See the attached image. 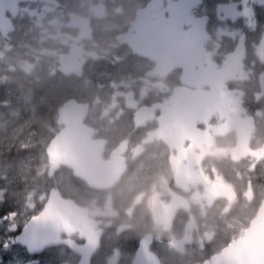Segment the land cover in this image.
<instances>
[{
    "label": "flooded vegetation",
    "instance_id": "1",
    "mask_svg": "<svg viewBox=\"0 0 264 264\" xmlns=\"http://www.w3.org/2000/svg\"><path fill=\"white\" fill-rule=\"evenodd\" d=\"M10 43L68 93L55 123L67 101L88 106V151L100 154L83 167L105 182L64 167L48 179L61 173L83 234H99L89 264L262 262L251 244L222 253L264 225V0H0ZM86 77L83 90L103 96L73 94ZM58 242L14 244L31 264H79L86 239Z\"/></svg>",
    "mask_w": 264,
    "mask_h": 264
},
{
    "label": "water",
    "instance_id": "2",
    "mask_svg": "<svg viewBox=\"0 0 264 264\" xmlns=\"http://www.w3.org/2000/svg\"><path fill=\"white\" fill-rule=\"evenodd\" d=\"M7 29L8 30L5 32L6 34L12 32V28L10 26ZM65 62V59L62 60L61 65L65 64ZM62 71L66 73L64 70ZM87 111L88 106L86 104H79L75 100L67 101L58 110L56 124L60 127L59 132L49 141L47 147L45 148V155L50 166L48 170L49 178H52L53 174L60 167H64L66 169H72L74 177L81 180L88 181L87 175L90 174L94 180L98 182H105L106 179L100 177L98 171H89L83 167L90 161L95 163L97 155L99 156L100 154V152H98L95 157L88 151L91 143L90 137L92 135V129L88 128L84 124ZM88 159L89 161H87ZM101 187H106V185L103 183ZM47 197L48 198L43 209L34 217H39L44 213H48L51 218L47 221H34L32 217L19 234H22L25 227L31 229L32 227L39 225V235L44 242L37 249H30L21 242L16 243L25 247L28 253L32 254L35 251L41 252L47 247L60 243L58 242L60 234L69 235L71 233H80V237L82 239H86L87 245L82 247L75 246L73 247V250L76 254L81 256L79 264H89V257L98 245L99 234L92 232H90L89 236L87 234H83L85 223H83L82 220V209L77 207L72 200L62 198L57 190L55 182L53 183V187L49 191ZM260 213L264 216V202L262 208L260 209ZM256 229H259L258 223L252 226L251 230L249 229L250 231H247L245 237L238 243L230 245V247L226 249L222 255L229 251L246 248L251 244L256 248V251L261 253L260 259L262 262L258 261L255 264H264V225L261 235L258 236V242L250 243V240L253 239H256L257 241V237H254ZM64 244L72 248L70 243L66 242Z\"/></svg>",
    "mask_w": 264,
    "mask_h": 264
},
{
    "label": "rangeland",
    "instance_id": "3",
    "mask_svg": "<svg viewBox=\"0 0 264 264\" xmlns=\"http://www.w3.org/2000/svg\"><path fill=\"white\" fill-rule=\"evenodd\" d=\"M10 44L7 46H0V58H5L9 55L10 52L7 55H5V52L9 49ZM20 46L25 49L24 44L20 43ZM15 61L24 74H28L33 69L31 64H26L25 60H21V56L15 57ZM89 82V78L86 77L84 81L76 84L72 88L73 94H75V96L78 95L82 100L103 96L105 90H102V94L97 93L95 90L92 92H85L83 88L85 85H88ZM101 102H103L102 99ZM38 103L44 102L39 101ZM10 116L13 117H11V119L4 118L3 121L0 120V201H2L3 195H7L16 202L17 208L13 211V213H15L14 219L8 218L0 224V264H31V259L24 255L23 250L12 243L17 231L9 232L7 229L11 224H16L18 228H21L28 217L39 211L41 201L43 202L48 191L51 189L49 184L51 180L47 177L49 165L47 160H45V154V164H41L39 163L37 155L35 159L32 152L26 151L45 149L50 139L57 131L52 129L49 126L50 122L47 121L46 123H48L49 131L51 134L53 131L54 133L52 136L49 134L40 136L35 132L25 130L27 128L26 124L30 123L26 115L19 116L12 110ZM33 121L34 120H32V122ZM46 123L43 122L44 125L42 128L44 131H46ZM56 128L58 129V127ZM12 146H14V150L13 154L10 155V148ZM17 147L21 148L22 153L16 151L15 148ZM30 169L33 170V174L29 179L30 185L27 189L22 188L21 184L25 182V176L29 174ZM55 177L60 180L56 182V185L61 190V184L65 181H63L61 173H57ZM45 181L47 183H45ZM1 185L6 187L2 188ZM62 192L65 194L67 193V191L64 190ZM5 244H8V247H5Z\"/></svg>",
    "mask_w": 264,
    "mask_h": 264
},
{
    "label": "trees",
    "instance_id": "4",
    "mask_svg": "<svg viewBox=\"0 0 264 264\" xmlns=\"http://www.w3.org/2000/svg\"><path fill=\"white\" fill-rule=\"evenodd\" d=\"M23 48L20 44H12L9 55L0 58V120L11 119L13 116H10V113L13 110L19 116L26 115L29 119L30 123L26 124L25 130L35 132L40 136L46 134L52 136L54 131L51 134L46 122H50L49 126L57 131L56 109L68 96V93L60 86L58 78L47 76L40 70L42 69L40 67L24 74L15 61L17 56H21V60L26 59L23 56ZM39 101L44 103L39 104ZM32 120L34 121L32 122ZM43 122L46 123V131L42 128ZM15 149L22 153L21 148ZM13 150L14 146L10 148V155L13 154ZM29 151L34 154L35 159L37 155L39 163L45 164L43 148L38 151L27 150L26 152ZM32 174L33 170L30 169L29 174L25 176V182L21 184L22 188L27 189L30 185L29 179ZM45 183L47 182L45 181ZM16 208V202L6 195V200L0 203V215L12 213Z\"/></svg>",
    "mask_w": 264,
    "mask_h": 264
},
{
    "label": "snow or ice",
    "instance_id": "5",
    "mask_svg": "<svg viewBox=\"0 0 264 264\" xmlns=\"http://www.w3.org/2000/svg\"><path fill=\"white\" fill-rule=\"evenodd\" d=\"M14 219L15 218V213H11L6 215L5 217H0V224L4 222L5 219ZM51 217L49 216L48 213H44L39 217H33L34 221H47ZM9 232H16L19 230L18 226L16 224H11L10 227L7 229ZM40 233V226L36 225L29 229L28 227H25L22 234L15 237L12 240V243L14 242H21L25 244L28 248L30 249H37L41 246V244L44 242L42 238L39 235ZM5 247H8V244H5Z\"/></svg>",
    "mask_w": 264,
    "mask_h": 264
}]
</instances>
